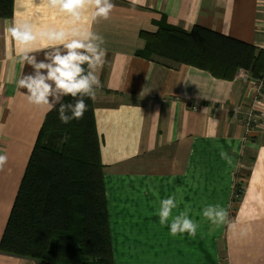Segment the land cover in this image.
Masks as SVG:
<instances>
[{
  "label": "crops",
  "instance_id": "1",
  "mask_svg": "<svg viewBox=\"0 0 264 264\" xmlns=\"http://www.w3.org/2000/svg\"><path fill=\"white\" fill-rule=\"evenodd\" d=\"M113 2L109 19L93 20L85 10L80 26L102 35L106 49L102 87L91 102L114 264H264V97L253 105V78L222 80L137 56L140 35L164 23L264 49V0ZM67 19L44 0H14L13 16L0 18V153L8 156L0 170V239L49 112L29 104L16 86L31 69L19 62L21 47L5 28L13 20L64 27ZM157 193L181 201L174 215L191 205L189 216L200 225L195 238L173 237L159 224ZM208 204L226 208L234 227L206 221ZM0 264L35 262L0 253Z\"/></svg>",
  "mask_w": 264,
  "mask_h": 264
},
{
  "label": "trees",
  "instance_id": "2",
  "mask_svg": "<svg viewBox=\"0 0 264 264\" xmlns=\"http://www.w3.org/2000/svg\"><path fill=\"white\" fill-rule=\"evenodd\" d=\"M13 5L0 0L1 19L13 16ZM140 36L144 47L137 56L149 61L192 66L228 81L238 70L253 79L264 72V49L202 27L185 31L164 23ZM84 99L82 119L62 123L59 105L45 115L0 239L1 254L35 264H114L100 140L91 99Z\"/></svg>",
  "mask_w": 264,
  "mask_h": 264
},
{
  "label": "clouds",
  "instance_id": "3",
  "mask_svg": "<svg viewBox=\"0 0 264 264\" xmlns=\"http://www.w3.org/2000/svg\"><path fill=\"white\" fill-rule=\"evenodd\" d=\"M48 7L67 16L64 27L40 26L31 21H16L6 26L5 32L21 47L19 62L30 67L31 71L24 74L16 86L24 90L29 104L46 106L57 111L62 123L82 119L88 105L84 97L94 99L96 90L102 87L99 69L105 63L106 49L102 47V35L81 27L85 10H91V18L107 20L115 7L113 0H44ZM144 0H129L133 6L142 4ZM39 45V46H37ZM37 53L43 58L38 59ZM65 96L74 99V103H62ZM70 113V114H69ZM220 156L231 164L228 152L223 150ZM264 152V147H261ZM8 162L7 154L0 153V170ZM180 191V189H177ZM158 197V193L156 194ZM159 199V197H158ZM175 194L159 199L156 215L161 226L167 225L173 237L187 233L195 238L199 223L191 219V205L185 204L183 210L173 214L179 203ZM202 217L212 225L227 224L229 213L220 204H208L202 210Z\"/></svg>",
  "mask_w": 264,
  "mask_h": 264
},
{
  "label": "built area",
  "instance_id": "4",
  "mask_svg": "<svg viewBox=\"0 0 264 264\" xmlns=\"http://www.w3.org/2000/svg\"><path fill=\"white\" fill-rule=\"evenodd\" d=\"M236 77L241 79H249L250 76L242 70H238L235 74ZM254 84V95H253V105L258 106L262 103L264 97V72L257 79H252Z\"/></svg>",
  "mask_w": 264,
  "mask_h": 264
}]
</instances>
